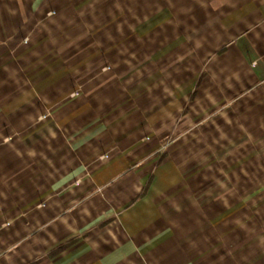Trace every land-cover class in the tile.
Returning <instances> with one entry per match:
<instances>
[{"label":"crops","instance_id":"obj_1","mask_svg":"<svg viewBox=\"0 0 264 264\" xmlns=\"http://www.w3.org/2000/svg\"><path fill=\"white\" fill-rule=\"evenodd\" d=\"M74 1L0 0V264H237L185 140H264V0Z\"/></svg>","mask_w":264,"mask_h":264},{"label":"rangeland","instance_id":"obj_2","mask_svg":"<svg viewBox=\"0 0 264 264\" xmlns=\"http://www.w3.org/2000/svg\"><path fill=\"white\" fill-rule=\"evenodd\" d=\"M131 1L136 2L134 5L135 7L138 6V22H140V20L145 19V9L149 2H153L152 0H89V4L99 5L101 11L103 8L108 10L102 12L105 14V17L107 16L105 20L102 19L103 16L100 17V13L95 18L96 21H93V26L97 24L100 26L106 21L114 20V17L119 13L122 18H124L125 14L128 15L130 12L128 6ZM80 2L81 0L74 1V3ZM154 3L156 4V1H154ZM157 3H161V0H158ZM126 20H128V17ZM176 115L177 114H175V116ZM3 121V114L0 112V134L4 133L6 135L8 134V130L5 128ZM194 125L195 124L190 127L192 128ZM200 125L197 127L200 128ZM178 127L179 120L176 118L175 122L171 124L169 137L175 138L177 136ZM186 129L187 128H181V131L183 132ZM187 130L189 131V129ZM3 136L4 135L0 136V143L3 142ZM196 138H187L185 142L186 145L195 144L196 149L204 148L200 152L201 155L194 156L193 158L204 168V170L199 172V175H204V181H202L203 196L206 195V192H209V194L205 196L207 198L204 199H212V205L217 207V213H222V215L225 214L226 211L230 212L231 215H235L238 211L243 210L244 212L241 211L237 217V219H242L243 215L245 216V212L249 213L244 217V219H246L248 216V226H242V221H238V225L233 222V226L235 227L234 241H232L231 235H222L218 239L217 246L222 247L224 244H232L234 252L226 253L225 251H218L217 255L226 254L221 259L228 257L235 260L237 264H264V140L246 141L244 139H223L217 140L212 148L205 142L204 138L202 139L201 147H198L199 143H201V139L197 140ZM158 142H161L160 145L164 144L165 148L163 149L166 150L167 143L169 144V138L167 140L164 139L163 142L161 140ZM247 142L249 144H247ZM210 148L216 151L209 150ZM194 152L198 154V150ZM213 162L217 165L215 171L213 170V166L210 168V164ZM242 165L248 170L241 171L240 168ZM210 169H212V171H210ZM1 185L2 182L0 179V195L4 191ZM69 204H72V202H69ZM44 207V203L37 204L36 202L27 207V212L37 211V208L43 209ZM28 215L29 214L26 215V228L34 232L43 222L37 221V218L28 219ZM6 222V219L2 220V218H0V225ZM10 222L11 227L13 221ZM1 238L0 236V239ZM29 239H35V243H39L37 236L34 238L33 236H27L26 241ZM39 254L38 252L37 259L39 258Z\"/></svg>","mask_w":264,"mask_h":264}]
</instances>
